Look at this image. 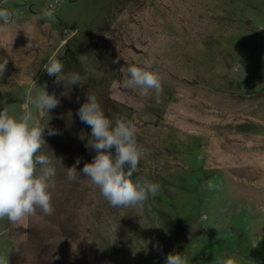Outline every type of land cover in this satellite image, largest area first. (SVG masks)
<instances>
[{"label": "rangeland", "instance_id": "374dc122", "mask_svg": "<svg viewBox=\"0 0 264 264\" xmlns=\"http://www.w3.org/2000/svg\"><path fill=\"white\" fill-rule=\"evenodd\" d=\"M53 57L86 83H54ZM5 59L0 111L32 109L47 124L42 152L65 168L79 158L78 172L93 161L77 111L95 95L135 126L143 155L132 179L160 190L143 210L113 208L54 161V214L0 219V264H165L169 253L264 264V0H0ZM149 64L159 103L121 87L128 66ZM40 87L60 101L49 118L31 102Z\"/></svg>", "mask_w": 264, "mask_h": 264}, {"label": "clouds", "instance_id": "9594fccd", "mask_svg": "<svg viewBox=\"0 0 264 264\" xmlns=\"http://www.w3.org/2000/svg\"><path fill=\"white\" fill-rule=\"evenodd\" d=\"M50 16V12H45ZM8 60L0 61V78L7 70ZM130 65L121 87L139 89L141 97L154 94L156 102L163 94L162 80L155 71ZM49 76H54V83L82 86L87 77L79 72H65L64 63L58 58H50L44 66ZM32 97L33 106L49 118V112L59 106L60 101L55 94H49L46 87ZM80 121L91 128L86 148L95 150L93 161L86 162L80 172L75 165L63 167L62 158L42 152L46 144L44 139L46 125L35 122L32 109L26 108L21 116L13 117L7 111H0V219L7 218L15 224L22 219L35 215L37 210L42 216H51L55 212L52 204L51 190L55 188L56 166L58 162L66 172L69 182L79 179L78 173L88 177L98 187L101 195L113 208L144 209L149 197H155L160 185L132 179L143 155L136 137V129L132 121L119 117L110 118L103 111L95 95H88L87 102L77 111ZM49 136L59 134L57 130L47 128ZM114 150V152H113ZM212 185L209 184V187ZM165 264H190L187 257L179 253L167 255ZM218 264H234L231 259L220 260Z\"/></svg>", "mask_w": 264, "mask_h": 264}]
</instances>
